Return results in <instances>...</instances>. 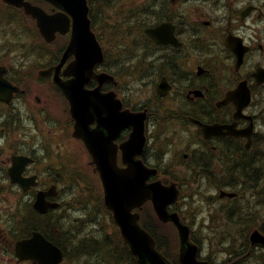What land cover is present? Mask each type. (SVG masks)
Here are the masks:
<instances>
[{
  "label": "flooded vegetation",
  "instance_id": "1",
  "mask_svg": "<svg viewBox=\"0 0 264 264\" xmlns=\"http://www.w3.org/2000/svg\"><path fill=\"white\" fill-rule=\"evenodd\" d=\"M138 1L143 5L138 15L141 30L144 31L145 27L157 28L162 24H168L179 44L159 45L149 38L147 42L152 47L145 46L143 42L139 43L138 71L145 74V69L152 71L153 65L156 64L163 75L164 72L169 74L168 82L177 99L170 104L188 105L191 111L195 110L199 116L198 120L203 124H230L235 121L238 130L252 124L249 146L245 145V138L221 136L217 139L216 148L221 158L218 179L223 182L227 178L226 181L229 183L226 184V188L233 191L234 197L227 200L233 204L231 212L233 223L220 225L214 242L217 246L216 250L211 249L213 243L207 240L208 247L204 249L202 247L201 260L206 264H264V0ZM47 9L52 11L51 8ZM21 24L23 28L27 27L28 22L25 17ZM144 36L142 32L140 39L144 40ZM37 42V46L34 47L29 45L31 41L24 45L18 44L21 45L20 52L28 55L36 53L37 65H33L30 59H25L19 67H10L7 65L6 57L0 55V65L7 66L5 78L18 88L7 102L0 101V108L1 106L10 108L7 116L2 113L3 118L0 123V127L2 126L0 182L5 179L4 172L9 177L7 167L12 156H27L36 163L44 161L46 157L44 136L37 130L26 128V124L33 119L26 112L22 113V106L49 104L46 98H50L53 93H56L61 102H65L61 91L53 83L54 71L41 73L56 66L65 47V39L54 45ZM29 50L34 52L30 53ZM147 56L153 60L150 62L145 60ZM31 65L34 68H31ZM103 67L107 72V60ZM198 68L201 69V73H198ZM59 76L64 80L67 78L62 69L59 71ZM30 83L35 88L33 94ZM241 84L248 91L247 105L242 110V114L246 117L240 116L234 119L235 104L239 102L229 101L221 106L219 104H222L227 94L238 89ZM94 87L95 84L91 82L87 88ZM102 90L106 93L107 86ZM244 98L245 96L242 95L238 100ZM190 117H188L189 121ZM12 137L16 138L11 141ZM32 137L35 142L33 146ZM229 139H232L233 144L228 157L226 151L229 146L225 145L224 141H230ZM26 141L30 144V150L29 147H25ZM39 141L44 147L37 143ZM11 144L17 145L16 150H12L10 156L4 154L3 152ZM225 155L226 160H224ZM31 167L32 165L25 168L24 177L36 175L38 178L43 177L44 183L60 182L59 177H50L51 173L47 171L38 174ZM8 179L5 180L9 182ZM17 197L20 201H24L20 221L9 226L0 225V247L5 246L4 252L7 254L0 255V260H9L14 264H37L29 261L36 259H20L16 256V244L32 235L31 227L24 224V217L30 215L31 211V194L16 193L15 198ZM222 217L227 222L225 215ZM38 220L48 225L46 216H39ZM49 228L52 232H57L66 250L69 249L67 245L71 240L67 233L54 230L51 226ZM92 244L94 243L87 242V245ZM66 259L80 258L69 256L63 257L62 260ZM211 260L216 262L213 263Z\"/></svg>",
  "mask_w": 264,
  "mask_h": 264
},
{
  "label": "rangeland",
  "instance_id": "2",
  "mask_svg": "<svg viewBox=\"0 0 264 264\" xmlns=\"http://www.w3.org/2000/svg\"><path fill=\"white\" fill-rule=\"evenodd\" d=\"M132 1L134 5L136 0ZM2 10L3 9L1 8L0 11L2 13V17L5 19V22L4 25L0 26V50L5 54H8L6 56L7 63L17 68L24 63L25 59H30L33 65H37L38 58L36 53L31 55L22 53L20 52L21 45H18L23 38H26V40L22 41L25 43L31 41L29 45L33 47L37 46L38 40H35L37 37L32 30L33 27L29 25L28 27L31 28L24 31L18 21H16L9 12L7 14L6 10H3V12ZM94 10L97 16L96 21L103 25L104 11L97 5H95ZM108 15L109 12H107V17ZM98 27L101 28L100 25H98ZM33 65H31V68ZM133 76L136 77L135 75ZM127 78L128 80L123 79V85L126 86V94L130 99L143 103L147 100H152V97H150L152 88L149 85L150 83L148 84L150 77L147 78L148 82L142 87L139 86V83L131 87L137 78L133 79L129 76H127ZM29 85H31V91L33 94L35 89L34 85L31 83ZM50 99L51 98L48 100ZM131 105L139 106L140 104ZM159 105L163 107L161 110H158L157 116L162 115V117L158 120L151 121L152 138L151 145L148 148V155L156 156V158L163 163L161 166L164 170V174L166 176L165 178H173L174 176L178 181L181 180V187L184 188L182 191L185 196L182 204L175 206V209L182 215L186 224L190 226L199 247H207V240L211 237V235H215L214 233L219 231V227L222 224V211L227 207L229 202H220L219 204L215 203L218 196V190L215 188V182L216 180H219L218 177L216 180L203 179L202 177L197 180L195 178V174L197 172L187 170V168H191L193 166V163L191 162L192 159L185 160L182 158V154H190L192 146L198 144V134L190 124L188 125L185 122L184 119L172 121L169 113V117L165 119L166 112L183 113L184 108L182 104ZM28 106L30 108V113L34 117L30 116L33 120L26 124V128L37 130L38 133L42 134L48 150L46 153L43 149V151H45L44 153H46V157L44 161L38 163L34 169L43 173L45 170L54 171L63 168V172L66 177H70L81 182L80 187L73 185L72 190L68 189L67 184H63V199L70 203L77 200V205H65L64 208L55 214L59 217V221L62 224L59 231H65L69 239L75 238L76 236V241L87 237L98 239L107 237V241L111 243L112 239L117 237V233L112 226L109 216L99 210L100 201L96 200V198H99V193H101V191L98 179L92 174L91 167H88L87 163L89 162V157L87 153H85V151H83V149L77 144L73 143L71 139L63 141L65 134L62 132V127L59 125L61 124L60 121L62 119L58 117L59 113L62 112V106L58 104H47V111L38 107L37 104H28ZM2 110H4L5 114L8 113V108L5 106L0 108V113ZM15 138L16 137H12L11 141ZM37 143L44 147V144L41 141ZM34 144V137H32L31 145L33 146ZM16 147L17 146L15 144H11L10 147L3 153L10 155L12 150ZM25 147H29V150L31 149L30 144L27 141L25 142ZM151 150L154 151L153 154L150 153ZM207 156V163L209 167L213 168V171L217 174V152H209ZM188 176H192L196 182L185 181ZM226 179L223 181H226ZM6 184L7 182L5 179L3 182H0V191H3V195L0 196L1 226H9L12 224L17 210L22 208L24 205V201H20L18 197L15 198V194L4 196L6 193ZM148 216L154 223L158 224L152 213ZM83 219L86 221H83ZM225 224L231 225L228 222ZM175 231L174 227L168 224L165 228L160 227L159 232V236H163L168 243L167 253L171 258H174V254L177 252L179 240L178 234ZM169 236H171L172 240H170ZM214 242H216L215 237L211 247L212 250H216L217 248ZM112 245H115V240L112 244H108V246ZM117 246L119 245L117 244ZM5 250V246L0 247V255H7L4 252ZM103 255L104 253L101 251L98 258L97 256H94L92 260L80 258L78 261L74 263L71 262L70 264H107V255L104 257ZM211 261L213 263L216 262V260ZM0 264H14V262H10L9 260H0Z\"/></svg>",
  "mask_w": 264,
  "mask_h": 264
},
{
  "label": "water",
  "instance_id": "3",
  "mask_svg": "<svg viewBox=\"0 0 264 264\" xmlns=\"http://www.w3.org/2000/svg\"><path fill=\"white\" fill-rule=\"evenodd\" d=\"M2 1L22 7L27 14L34 17L42 35L49 41L54 38L57 31L60 33L66 31V28L62 30L67 26L64 19L56 15H46L26 0ZM45 1L60 11L69 13L72 18L71 40L62 62L57 66L58 69L63 60L70 55H75V61L66 68L67 75L71 78L63 82L55 77L54 82L70 104V113L75 120L73 135L83 141L91 156V164L99 173L104 205L112 213L114 222L120 229L124 242L136 258L137 264H170L154 250L152 238L138 225L139 215L133 212L147 200L152 201L156 214L162 222L171 221L177 227L181 244L180 264H202L195 259L196 248L189 241L188 229L179 222L175 214H169L166 211V206L176 199L177 191L171 187H169L171 189L165 188L159 182L147 184L146 180L154 175L155 171L145 168L142 162L135 158L142 153L145 142L143 138L144 114L119 112L121 104H112L110 99L99 96V90L89 94L84 91V84L92 76L93 66L102 60L100 48L90 31L85 0ZM99 77L101 79L105 77L107 81L112 80L108 75H99ZM0 84L9 88V84L1 77ZM92 122H96V127L93 129L89 126ZM126 127H132L133 132L119 147L122 153L121 160L125 164L124 168H120L117 165L118 148L113 144V139L121 129ZM11 177L24 190L34 185L33 179H22L20 175L15 177L11 175ZM46 194L37 195L34 208L39 212L56 207V204H47L44 201ZM58 254L59 251L38 234L17 245L19 257L41 255L46 258L38 260L39 264H53L52 260L47 259Z\"/></svg>",
  "mask_w": 264,
  "mask_h": 264
},
{
  "label": "trees",
  "instance_id": "4",
  "mask_svg": "<svg viewBox=\"0 0 264 264\" xmlns=\"http://www.w3.org/2000/svg\"><path fill=\"white\" fill-rule=\"evenodd\" d=\"M107 1H109V0H107ZM109 28L111 29V33L109 34L110 39H113V38L117 37V35L122 33L120 25L113 24V26H111ZM129 33H131V32L129 31ZM127 34L124 33L125 36ZM137 49H139V48L133 47V50H137ZM107 60H108V58H107ZM195 160H197V163L201 164V166H203L205 163L208 162V159H204L202 157L201 158H195ZM72 185H76V184L73 183ZM76 186L78 187L79 185L77 184ZM26 217H28V216H26ZM46 219L51 220L49 215H48V217L46 216ZM146 220L149 221L148 219H146ZM111 222H112V220H111ZM142 223H143V226L145 227V229H147L157 240L158 248L159 249L162 248L164 252H167L166 251L167 242L165 241L164 238H161L158 235L159 229H157V227L150 221L148 223H145L144 221H142ZM27 224L29 225V227H31L32 230L40 229L36 226L43 227L45 225L42 222H40L39 220H37V218L33 215H31L29 217V219L27 220V223L25 225H27ZM157 236L161 239V242H159V238H157ZM70 240L72 242L69 241V245H67V248L69 247V249H67V250L69 251L71 256H73L74 258H86L87 260H92L94 258V256L95 257L97 256V258H98L99 253L101 251H103V253H104L103 257L107 255V258H108L107 264H135L133 260H130V255L127 253L126 248L122 245L119 235L116 238H113L111 243H109L107 241V243L99 242L101 244L94 243L92 245H87L88 241L81 242L79 245L78 244L79 240L76 241V236H75V238H72ZM114 240H115V245L108 246V244H112ZM117 244L119 246H117Z\"/></svg>",
  "mask_w": 264,
  "mask_h": 264
},
{
  "label": "bare ground",
  "instance_id": "5",
  "mask_svg": "<svg viewBox=\"0 0 264 264\" xmlns=\"http://www.w3.org/2000/svg\"><path fill=\"white\" fill-rule=\"evenodd\" d=\"M101 11V10H100ZM183 28V27H182ZM103 33L104 34H110L111 33V29L109 27H107V31L106 30H103ZM186 39V38H185ZM106 41H108L107 39L105 40V43ZM186 44V43H185ZM140 47V46H139ZM102 48L103 50H107L106 49V46L103 44L102 45ZM191 48V47H190ZM194 48V47H193ZM218 48V47H217ZM207 53V52H206ZM205 55V54H204ZM208 55V54H207ZM206 55V56H207ZM212 56V55H211ZM219 56V55H218ZM205 57V56H204ZM180 58V57H179ZM215 61V60H213ZM136 65V73L137 75H139L140 77L137 78V77H134L130 72L126 71L124 69V64L121 63L118 65V67H116V69L110 73V77L112 78V80H115L116 82H120V83H123V78H121V75L124 74L126 76H129L130 78H133V79H136L135 81L137 83H139L140 85H144L145 84V75H149L151 73L150 70L148 69H145V74H141L139 71H138V68H137V62L134 63ZM207 66V65H206ZM175 68V67H174ZM188 69V68H187ZM224 69V68H223ZM180 71V70H179ZM229 71V70H228ZM227 74V73H226ZM184 79V78H183ZM126 85H129V84H126ZM258 97V96H257ZM261 137V136H260ZM260 139V138H259ZM259 141V140H258ZM260 143V142H259ZM261 144V143H260ZM258 153V152H257ZM254 154V153H253ZM262 155V154H261ZM245 158V157H244ZM241 159V158H240ZM243 160V159H242ZM256 161V160H255ZM233 162V161H232ZM201 163V162H200ZM241 163V162H240ZM259 163V162H258ZM231 168V167H230ZM246 173V172H245ZM242 174V173H241ZM244 174V173H243ZM242 176V175H241ZM240 176V177H241ZM261 177V176H260ZM247 178V177H246ZM251 179V178H250ZM252 182V181H251ZM258 186V185H257ZM248 189V188H247ZM249 194V193H248ZM244 210V209H243ZM240 216V215H239ZM208 218V217H207ZM235 218V217H234ZM227 220V219H226ZM240 221V220H239ZM233 222V221H232ZM215 234V233H214ZM62 239V238H61ZM224 240V239H223ZM228 240V239H227ZM227 244V243H226ZM69 245V244H68ZM107 245V244H106ZM206 245V244H205ZM262 245V244H261ZM232 246V245H231ZM253 246V245H252ZM260 246V245H259ZM219 247V246H218ZM250 247V246H249ZM256 247V246H255ZM254 247V248H255ZM242 249V248H241ZM253 249V248H252ZM73 252V251H72ZM228 256V255H227Z\"/></svg>",
  "mask_w": 264,
  "mask_h": 264
}]
</instances>
